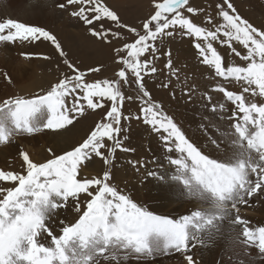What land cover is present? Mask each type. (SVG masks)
I'll return each instance as SVG.
<instances>
[{
  "label": "snow or ice",
  "instance_id": "1",
  "mask_svg": "<svg viewBox=\"0 0 264 264\" xmlns=\"http://www.w3.org/2000/svg\"><path fill=\"white\" fill-rule=\"evenodd\" d=\"M70 5L77 7L69 14L89 26L92 37L109 44L112 38L126 39L122 32L104 27V21H110L134 34L135 39L115 48L116 62L121 65L115 73L118 79L89 82L88 73H99L101 68L81 70L68 59L54 34L11 18L0 20V43L49 42L68 69L43 95L0 100V146L44 130L63 134L71 131L70 126L86 110L106 109L90 134L70 150L57 155L49 148L46 151L51 158L40 163L21 150V172L0 169V264H127L172 253H179L186 264H198L191 249L210 247L224 238L241 246L246 256L256 248L264 259V226L251 227L238 207L249 205L252 197L264 199V102L253 99L264 101V30L241 17L231 0L216 5L221 23H214L206 9L197 8L190 0L154 2V14L140 29L123 24L105 0H66L57 7ZM194 16L207 26L195 23ZM177 36L194 40L200 64L210 68L214 78L241 89L235 92L224 83L216 84L211 91L222 94L216 104L205 94L213 113L230 111L226 119L233 121L228 130L217 128L215 134L207 133L204 127L208 143L225 155L224 160L204 154L164 112L163 105L152 101L146 89L145 77L157 73L154 62L160 59L161 49H166L163 55L168 57L164 67L180 80V69L174 67L171 49L166 48ZM215 44L246 63L241 66L232 61L226 66ZM121 52L125 55H119ZM3 79L14 83L7 73ZM133 84L136 96H125L122 85ZM161 86L168 88L170 84ZM192 91L188 88L183 95L190 99ZM170 95L175 98V91ZM126 99L142 101L135 117L122 111ZM133 119L159 134L168 164L173 166L168 179L179 185L181 198L197 201L200 208L178 219L155 215L118 189L110 170L99 178L82 175L86 162L94 157L111 165L117 150L135 151L125 145ZM129 163L139 172L157 161ZM159 166L163 167L162 161ZM147 178L165 182V174L156 170H147ZM69 215L76 219L68 220ZM57 225L59 235L53 231ZM237 264L244 261L238 257Z\"/></svg>",
  "mask_w": 264,
  "mask_h": 264
},
{
  "label": "rangeland",
  "instance_id": "2",
  "mask_svg": "<svg viewBox=\"0 0 264 264\" xmlns=\"http://www.w3.org/2000/svg\"><path fill=\"white\" fill-rule=\"evenodd\" d=\"M11 2L12 0H9V3H5L3 8H9ZM29 2L35 3L40 7L32 15V18L36 19L39 23L37 27L48 30L57 37L65 52L67 53L69 60H71L81 70L84 71H87V69L90 67L99 66L101 68L99 73H88L86 79L89 82L103 79H118L115 73L121 68V65L116 62L118 57L117 53L115 52V48L123 47L124 43L126 42H133L135 39L134 34L129 33L127 29L116 28L113 22L104 21L105 28L111 27L114 31H120L126 38L120 40L112 38L111 44L105 43L103 40H98L92 37L87 31L89 26L84 25L82 21H79L77 18H74L69 14V12L75 9L77 5H70L66 6L65 9H61L57 7V5L61 3L66 4V0H56V16L54 17L51 15V22H55L53 25H49L45 23L46 8L48 7L49 0H26L25 5L27 6ZM154 2H162V0H127L122 5H119L115 0H105V3L111 9L116 11L123 24L135 27L137 29L142 27L143 21L147 20L152 14H154ZM113 3H116L117 5H114ZM190 3L197 8L206 9L207 12L212 15L214 23L222 22V19L218 15V9L216 8V5L218 3H222V0H190ZM231 3L234 5L241 17L248 20L249 23H251L254 27L264 30V0H231ZM13 4L19 10V14L14 16V19H17L21 16V9L18 4ZM42 10H44L43 13L41 12ZM2 14L7 13L2 12ZM5 18L6 17L4 16V19ZM1 19H3L2 16H0V20ZM192 19L198 25L207 26L201 19L195 16L192 17ZM41 42L44 44L42 46L45 48H41L40 51H36L34 53L35 55L33 53H28L31 56L29 55L26 58L27 60H31L33 57L34 60L39 62L42 61L41 63H36L37 66L33 68V70H35V74L31 81L36 82L35 86H37V83H39L40 87H42V90H46L52 83L57 81L58 76H62L68 71V69L63 63V58H60L55 50H52L53 46H49V44H47L49 42L43 40H41ZM193 43L194 40L191 38L177 36L175 39L170 40L166 46V48L171 49L174 67L180 69L179 81L175 77L170 76L169 70L164 67L168 57L163 55V52L166 49H161L160 59L154 62L158 71L152 77H145V86L146 89L151 93L152 101L159 102L163 105L164 112L176 122L186 137L194 144L198 143L199 145L204 146L205 143L209 144L207 133L215 134V129L217 128L221 131L228 130L229 125L233 122L226 119V117L230 115V111L226 110L223 113H213L210 110L209 102L206 100L205 94L207 93L211 95V103L216 104L222 100L221 93L211 91L212 87L216 84L224 83V85L230 91L240 92L241 89L235 83L227 84L226 82L220 80V78H214L212 76V70L207 66L200 64L196 50L193 47ZM29 45H31V43ZM214 46H216L218 51L224 56L226 66L232 61H234L236 65L241 66L246 63L239 57L230 56L229 50L227 48L221 47L219 44H215ZM237 47L238 50L242 52L244 51L239 46ZM119 55L123 56L125 54L121 52ZM44 56L50 57L51 60H45L43 58ZM57 65H59V67H57ZM166 83L170 84V87L165 88L161 86ZM188 88H192L193 90L190 99L188 96L183 95V91H186ZM122 91L124 92L125 96H136L134 84L126 88L122 85ZM173 91L176 93L175 98L170 95V93ZM39 94L40 93L22 96L32 98ZM245 95L248 96V94ZM253 99H255L257 102H264L259 97H254ZM141 106L142 101L139 99H133L131 101L126 99L122 111L126 115H132L135 117L140 113ZM202 106H205L206 108L202 109ZM228 108L231 109L232 106L228 105ZM105 111L106 109H97L93 112L92 110L88 109L85 111L83 116L77 117L73 126H70L71 131H64L65 133L63 132V134H53L51 131H49L50 134L48 133V137H45L48 139V141H46L44 137L39 136L38 138L40 140H34L35 144L30 143V145L33 146L34 149L38 151V153H42H32L35 154L32 159H36L34 161L37 163L44 162L51 157L48 151L45 152L46 149L51 148L53 152L59 155L66 150H70L74 145H78L90 134L91 130L94 129L95 124L103 119V113ZM218 116L221 118H215ZM204 127H207V133L204 131ZM52 136L54 137V141L52 140ZM158 136V133H153L149 130L148 125H144L142 121L133 119L131 121V131L129 132L130 138L125 141V145L135 149V151L122 152L117 150L111 165H105L103 160L98 157H94L91 161L86 162L87 167L82 172V175L86 174L88 178H92L93 176L99 178L105 171L110 170L114 177V181H112V183H114V185L124 194L129 195L130 198L138 204V206L146 208L155 215L165 216L173 219H178L182 215L188 214L196 208L194 204H187V202L191 199H185L177 205L169 206L166 208L164 213H162L164 201L161 198L165 192L156 188L155 184L151 186L149 184L150 179H146V171L154 168L156 169L159 165H155V163H149L147 170L142 168L139 172H137L136 169L129 163L130 160H155L156 154L152 153V150H155L156 152L163 151V145L158 139ZM38 138L36 137V139ZM38 142L40 143V146ZM106 143L110 142L106 141ZM8 146H3V149L6 150ZM27 146H29V143L27 141L24 143L23 140L20 142L19 147H14V150L13 147H11L10 153L4 150H2V153L8 157L9 162L19 163L21 162L19 152L21 150L26 151ZM209 146L211 145L209 144ZM205 147L208 148V146ZM17 148H19L20 151ZM149 149H151V151H149ZM212 149L213 152L211 153V158L218 160L225 159V155L223 153L217 152L213 147ZM201 151L208 155L207 151ZM172 155L178 156L179 154L174 153ZM15 156H17V158ZM44 156L46 158H44ZM0 169L5 171L14 170L13 172L22 171L21 166L20 169H17L16 167L14 169L9 167L6 168V165L2 164V162H0ZM168 169L173 171V167L171 166H168ZM3 186H6V184ZM184 204L188 205L189 207L184 208ZM248 206L256 208L258 212L261 211L259 216H247L246 220L250 222V226H264V223L256 224V222L262 221V217L264 216V199L252 197ZM67 219L74 221L76 217L74 215H69ZM251 223H254V225H251ZM58 227L59 226L57 225L56 230L53 228L54 233L57 235H59ZM44 242L47 244L49 243V240L44 239ZM234 247L235 245L231 244V242L225 238L217 240L216 243L210 247L197 246L196 248L191 249L190 254L193 255L194 260H197L199 264L202 251H205L209 254H214L217 252L232 253ZM250 253L251 255H255L257 257L256 260L260 262L259 264H264V259L258 256L256 248L250 250ZM160 258L163 260L166 258L169 264H186V261L179 253L161 255L147 262L129 260L127 264H159L160 262L158 261H160ZM230 259L231 258H228L227 261H230ZM218 264L226 263L219 262Z\"/></svg>",
  "mask_w": 264,
  "mask_h": 264
},
{
  "label": "bare ground",
  "instance_id": "3",
  "mask_svg": "<svg viewBox=\"0 0 264 264\" xmlns=\"http://www.w3.org/2000/svg\"><path fill=\"white\" fill-rule=\"evenodd\" d=\"M115 1L119 5H122L127 0H115ZM12 2L18 4L20 9H21L20 10L21 16L17 19H14V16L19 14V10L14 6V4ZM12 2H11V5L9 8H3L5 3H9V0H0V3H1V5H0V16H2L3 19L5 16L6 17L5 19L11 18L15 21L22 22L26 25L38 26V24H39L38 21L36 19L32 18V15L35 13V11H37L40 8L39 6H37V4L29 2L28 5L26 6L25 5L26 0H12ZM113 4L117 5L116 3H113ZM2 12H5L7 14H2ZM41 12L43 13L44 10H42ZM51 15H53L54 17L56 16V0H49L48 7L46 8V14H45L46 22L45 23H47L49 25H53V23L55 22V21L51 22L52 21ZM3 19H1V20H3ZM47 44H49V46H51L50 43H47ZM42 45H44V44H42L41 40L40 41H33L31 43V45H29V43H25L23 45H21L19 43H17L16 45H9V44L0 43V100H3L5 98L11 97V96H16V95L22 96V95H29V94H36V93H40L39 95L44 94V92H43L44 89L42 90V87H40V84L37 83V86H35L36 82L31 81V79H33L34 74H35L34 73L35 70H33V68L35 66H37L36 63H38L39 61L34 60L33 57L31 58V60H27V58L25 56L21 55L22 53H33L34 54L36 51H40L41 48L42 49L45 48ZM52 50H54V48ZM41 62L42 61H40L39 63H41ZM50 62H52V61H50ZM47 65H48V63H47ZM4 73H7L8 76L11 77L12 81L14 82L13 84L10 85L3 79ZM201 108L205 109L206 107L202 106ZM219 116H224V115H219ZM218 117H215V118H218ZM194 124H197V123H194ZM48 133H49L48 130H44V131H41V132H39L33 136L16 137L15 143L9 144V146L7 147L6 150H4L3 146H1L0 147V162H2V164H5L6 168L9 167V168L14 169L16 167L17 169H20L21 162H19V163L18 162H16V163L15 162L14 163L9 162L8 157H6V155H3L4 153H2V150L10 153L11 147H13V150H14V147H19L20 142H22L24 140V143H25V141H27L29 143V146H27L26 151L30 154V156L32 158L35 156V154H32V153L40 154L42 152H40V150H39L40 153H38V151L35 150L34 147L30 145V143H34V140H40L38 138L39 136L44 137V138L46 136L48 137V135H47ZM36 137L38 139H36ZM54 137L52 138V140L54 139ZM45 139H46V141H48L47 138H45ZM55 143H57V142H55ZM38 144L40 146L39 142H38ZM38 144H36V145H38ZM195 144L204 152L207 151L208 156L211 158V153L213 152V149L211 146H209V144L205 143L204 146L199 145L198 143H195ZM205 146H208V148ZM17 149H19V148H17ZM46 150H45V152H46ZM19 151H20V149H19ZM152 153L156 154L155 161H157V163H155V165H159V163L161 161L163 162V167L158 166L156 169L154 168L151 170H156L160 173H164L165 174V182L158 181L154 178H149L150 179L149 184L151 186H153V184H155L156 188H158L160 191L165 192V194L161 198L164 201V203H163L164 208L162 209V213H164V211L166 210L167 207L177 205L185 199L181 198L179 196V185L175 184L174 182H171L168 179L170 177V175L172 174V170L168 169V166H171V165L168 164V161H167V158L165 157L164 152L163 151L162 152H156L155 150H152ZM15 157L17 158V156H15ZM48 157H50V156H48ZM44 158H46V157L44 156ZM34 160H36V159H34ZM171 167H173V166H171ZM11 186L12 185L6 184V186H4V187H11ZM173 189H175V191H173ZM187 204H194V206L196 207L195 209L201 207V205L195 200H189L187 202ZM183 206H184V208L189 207L186 204H184ZM238 207H240V209H241L239 214L244 219H246L247 216H259L261 214V211L258 212L256 210V208L250 207L248 205H245V206L238 205ZM191 208H193V207H191ZM262 223H264V216L262 217V221L256 222V224H262ZM251 225H254V223H251ZM56 228H57V226L54 227L55 230H56ZM252 249H250V250H252ZM201 254H202V256L199 259V264H218L219 262H225L226 264H237V258L238 257L244 261V264H259L260 263L258 260H256L257 257L255 255H250V256L244 255L243 251H242V247L237 246V245H235V247L233 248L232 253L231 252H217L214 254H209L205 251H202ZM228 258H231L230 261H227ZM158 262H160L159 264H169V262H167L166 258H164V260L160 258V261H158Z\"/></svg>",
  "mask_w": 264,
  "mask_h": 264
}]
</instances>
